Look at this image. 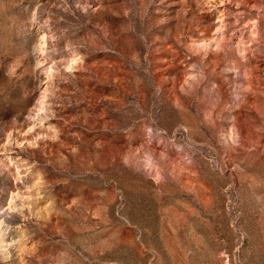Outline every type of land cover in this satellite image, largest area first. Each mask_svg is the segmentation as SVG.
Here are the masks:
<instances>
[{
	"label": "rangeland",
	"instance_id": "rangeland-1",
	"mask_svg": "<svg viewBox=\"0 0 264 264\" xmlns=\"http://www.w3.org/2000/svg\"><path fill=\"white\" fill-rule=\"evenodd\" d=\"M0 264H264V0H0Z\"/></svg>",
	"mask_w": 264,
	"mask_h": 264
}]
</instances>
